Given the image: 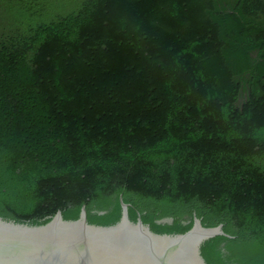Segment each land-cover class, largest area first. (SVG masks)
Here are the masks:
<instances>
[{
    "label": "trees",
    "instance_id": "16d2710c",
    "mask_svg": "<svg viewBox=\"0 0 264 264\" xmlns=\"http://www.w3.org/2000/svg\"><path fill=\"white\" fill-rule=\"evenodd\" d=\"M121 201L264 264V0H79L0 34V217L109 226Z\"/></svg>",
    "mask_w": 264,
    "mask_h": 264
},
{
    "label": "water",
    "instance_id": "95a60500",
    "mask_svg": "<svg viewBox=\"0 0 264 264\" xmlns=\"http://www.w3.org/2000/svg\"><path fill=\"white\" fill-rule=\"evenodd\" d=\"M121 202V219L109 226L89 224L84 208L76 220L59 212L44 225L0 217V264H208L203 244L224 235L221 225L205 227L197 217L186 233L159 234L141 218L133 221Z\"/></svg>",
    "mask_w": 264,
    "mask_h": 264
},
{
    "label": "rangeland",
    "instance_id": "374dc122",
    "mask_svg": "<svg viewBox=\"0 0 264 264\" xmlns=\"http://www.w3.org/2000/svg\"><path fill=\"white\" fill-rule=\"evenodd\" d=\"M79 0H0V34L25 32L59 13L73 10ZM246 93L241 104L246 101Z\"/></svg>",
    "mask_w": 264,
    "mask_h": 264
}]
</instances>
